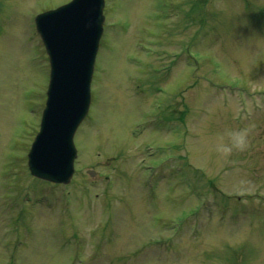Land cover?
<instances>
[{
    "label": "rangeland",
    "instance_id": "374dc122",
    "mask_svg": "<svg viewBox=\"0 0 264 264\" xmlns=\"http://www.w3.org/2000/svg\"><path fill=\"white\" fill-rule=\"evenodd\" d=\"M69 1L0 0V264H264V0H106L63 186L28 153L50 82L36 18Z\"/></svg>",
    "mask_w": 264,
    "mask_h": 264
},
{
    "label": "water",
    "instance_id": "95a60500",
    "mask_svg": "<svg viewBox=\"0 0 264 264\" xmlns=\"http://www.w3.org/2000/svg\"><path fill=\"white\" fill-rule=\"evenodd\" d=\"M103 7L104 0H73L38 18L52 66L41 130L29 154L30 170L40 178L68 183L73 176L74 135L90 106Z\"/></svg>",
    "mask_w": 264,
    "mask_h": 264
},
{
    "label": "clouds",
    "instance_id": "9594fccd",
    "mask_svg": "<svg viewBox=\"0 0 264 264\" xmlns=\"http://www.w3.org/2000/svg\"><path fill=\"white\" fill-rule=\"evenodd\" d=\"M251 134V126L241 128H227L218 133V150L225 155H230L234 150L247 147Z\"/></svg>",
    "mask_w": 264,
    "mask_h": 264
}]
</instances>
